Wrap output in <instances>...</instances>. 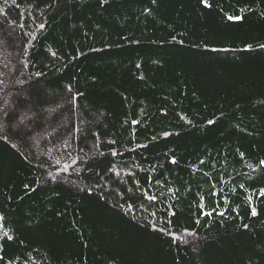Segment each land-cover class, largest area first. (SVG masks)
<instances>
[{
    "label": "trees",
    "instance_id": "obj_1",
    "mask_svg": "<svg viewBox=\"0 0 264 264\" xmlns=\"http://www.w3.org/2000/svg\"><path fill=\"white\" fill-rule=\"evenodd\" d=\"M207 2L0 0V264H264V0Z\"/></svg>",
    "mask_w": 264,
    "mask_h": 264
},
{
    "label": "snow or ice",
    "instance_id": "obj_2",
    "mask_svg": "<svg viewBox=\"0 0 264 264\" xmlns=\"http://www.w3.org/2000/svg\"><path fill=\"white\" fill-rule=\"evenodd\" d=\"M202 3H204L205 7H209L210 5L208 4L207 0H201ZM241 17L239 16H229L228 19L229 20H239ZM43 27V25H41V28ZM262 48H264V45H261ZM211 123V122H210ZM113 155H115V153H113ZM173 163H175V161H172ZM260 164L262 167H264V160H261L260 161ZM260 195L264 196V189H261L260 191ZM147 199H149L150 201H155V197L154 196H149L147 197ZM174 214V213H173ZM202 214H205V215H211V213H202ZM253 216H255L257 213H256V210L255 208L252 209V213H251ZM218 215H223V213H218ZM5 236H7V233H5ZM8 239H11L10 236H8ZM173 239L175 240L176 238L173 237Z\"/></svg>",
    "mask_w": 264,
    "mask_h": 264
}]
</instances>
